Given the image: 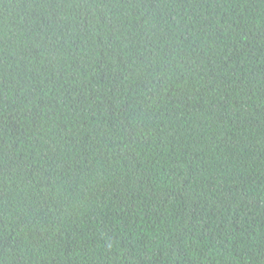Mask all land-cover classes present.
Masks as SVG:
<instances>
[{"label": "trees", "instance_id": "obj_1", "mask_svg": "<svg viewBox=\"0 0 264 264\" xmlns=\"http://www.w3.org/2000/svg\"><path fill=\"white\" fill-rule=\"evenodd\" d=\"M0 264H264V0H0Z\"/></svg>", "mask_w": 264, "mask_h": 264}]
</instances>
